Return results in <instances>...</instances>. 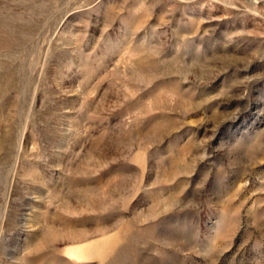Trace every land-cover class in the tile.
<instances>
[{"label":"rangeland","instance_id":"rangeland-1","mask_svg":"<svg viewBox=\"0 0 264 264\" xmlns=\"http://www.w3.org/2000/svg\"><path fill=\"white\" fill-rule=\"evenodd\" d=\"M0 264H264V0H0Z\"/></svg>","mask_w":264,"mask_h":264}]
</instances>
